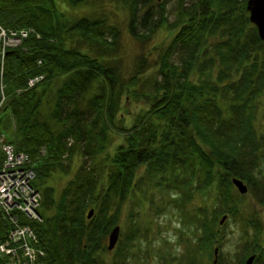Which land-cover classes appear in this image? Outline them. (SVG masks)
Wrapping results in <instances>:
<instances>
[{
	"label": "trees",
	"instance_id": "1",
	"mask_svg": "<svg viewBox=\"0 0 264 264\" xmlns=\"http://www.w3.org/2000/svg\"><path fill=\"white\" fill-rule=\"evenodd\" d=\"M185 1L158 75L147 85L140 80L142 61L126 76L119 65V30L101 11L102 0H0L3 27L33 29L4 58L0 52V101L4 90L1 113L5 127L13 129L6 135L30 154L33 184L42 193V220L25 222L36 228L47 264H106L100 253L107 251V237L142 166L151 177L164 175L161 187L168 181L167 189L174 190L170 185L180 183L177 205L197 189L206 193L216 185L223 207L215 198L192 216L201 234L197 255L223 246L226 224L221 226L220 218L237 213V202L230 201L232 177L245 180L264 200V132L256 125V100L264 93V41L246 0H192L189 6ZM166 2L133 0L131 32L140 36V23L149 33L169 25ZM61 3L98 5L101 12L74 18ZM178 52L181 63L171 60ZM40 74L44 80L27 88L28 79ZM127 94L148 104L128 126L120 116ZM111 129L123 133L126 144L105 155ZM75 156L81 163L73 177L61 187L52 185L55 175L71 173ZM257 160L262 166L254 170ZM252 226L237 264L251 254L254 264H264L262 227L256 221ZM6 235L1 223L0 240ZM196 253L193 264H199Z\"/></svg>",
	"mask_w": 264,
	"mask_h": 264
},
{
	"label": "rangeland",
	"instance_id": "2",
	"mask_svg": "<svg viewBox=\"0 0 264 264\" xmlns=\"http://www.w3.org/2000/svg\"><path fill=\"white\" fill-rule=\"evenodd\" d=\"M166 1L163 9L166 10V15L170 21L169 25L164 24L156 27L149 33L140 23L137 26L140 36L134 35L130 27L133 0H102L103 5L100 7L101 11H106L110 16V21L117 24L116 27L119 30L117 55H119V65L122 66L125 76L131 74L138 63L142 61L144 71L140 80L147 85L154 83L162 55L177 32L173 24L180 19L181 0ZM191 3L192 0H186L184 5L189 6ZM94 7L92 8L90 5L72 7L66 3H61V8L74 18L90 15L93 11L101 12L98 5ZM161 9L155 8L156 11H161ZM141 10L144 13L145 8H141ZM142 35L145 37H141ZM260 54L263 56L264 50ZM181 58V53L178 52L173 54L171 60L175 63H181ZM131 95L124 96V109L120 114L121 118H125L121 124L126 126L132 123L134 115L142 107H148V104L134 100ZM5 102L6 97L0 109V134L2 132V134H8L11 137L12 126L10 128L5 127L7 124L3 119V113H1ZM256 103V125L258 131L263 134L264 93L257 98ZM108 142L110 145L105 155L107 153L113 155L118 146L126 144V138L123 133L111 129ZM258 161L255 162L254 170H258L262 166V162ZM80 163V157L75 156L69 168L71 173L55 175L51 180L52 185L55 187L63 186L70 177H73L74 171ZM165 177L169 178L170 176L166 174ZM161 179H164V175L151 177L148 175L145 166L139 168L135 186L119 213L117 225L121 226V234L117 246L113 250H109L107 237V251L100 253L99 257L106 264H193L192 256L196 253L194 250L198 246L201 234L192 216L196 214L197 208L206 204L211 206L214 203L216 185L214 184L213 189H208L206 193L197 189L193 197L189 199L184 197L183 202H179L177 205L173 201L176 198L174 192H180L182 188L179 187L180 183L176 187L175 184L170 185L174 190L167 189L168 181L166 183L164 181L165 185L162 187L158 184ZM193 186L196 187V184ZM233 193L230 201L234 199V202H237L235 203L237 213L232 215V213L226 212L220 218V225L226 224L225 235L222 239L223 246L214 244L211 250H202L201 255H197V252L196 257L199 264H225L227 262L237 264L238 258L243 252V241H248L247 238L252 237L255 231L252 226L255 221L256 224H261L264 242V200L260 199L261 195L254 194L250 190L247 194H241L234 183ZM216 199L217 206L223 207L219 198ZM210 212H213L211 208ZM224 217L226 218L221 223ZM263 242L261 244H264ZM125 246L127 247L125 248ZM216 247H219V256L218 261L214 263ZM249 256L245 257L243 264ZM223 258L224 261L222 262Z\"/></svg>",
	"mask_w": 264,
	"mask_h": 264
},
{
	"label": "built area",
	"instance_id": "3",
	"mask_svg": "<svg viewBox=\"0 0 264 264\" xmlns=\"http://www.w3.org/2000/svg\"><path fill=\"white\" fill-rule=\"evenodd\" d=\"M33 32L31 28L7 29L0 24V52L4 58L10 48L20 46ZM45 76H31L27 88L35 87ZM3 88V86H2ZM5 95L2 91L0 109ZM0 224L7 235L0 240V260L4 264H47L46 249L36 228L25 221H40L42 193L34 186L36 173L28 152L18 150L6 134H0Z\"/></svg>",
	"mask_w": 264,
	"mask_h": 264
},
{
	"label": "water",
	"instance_id": "4",
	"mask_svg": "<svg viewBox=\"0 0 264 264\" xmlns=\"http://www.w3.org/2000/svg\"><path fill=\"white\" fill-rule=\"evenodd\" d=\"M159 2L163 0H157ZM247 10L249 12L250 21L257 27L258 34L260 38L264 41V0H247ZM233 183L236 185L241 194H247L249 191L248 185L241 178H233ZM94 215V209H91L88 214V218H91ZM224 217L221 221L225 220ZM121 234V226L116 225L108 236V249L113 250L119 241ZM215 259L214 263L218 261L219 256V247H216L214 250ZM256 254L250 255L244 264H254Z\"/></svg>",
	"mask_w": 264,
	"mask_h": 264
},
{
	"label": "bare ground",
	"instance_id": "5",
	"mask_svg": "<svg viewBox=\"0 0 264 264\" xmlns=\"http://www.w3.org/2000/svg\"><path fill=\"white\" fill-rule=\"evenodd\" d=\"M0 264H4L3 260H0Z\"/></svg>",
	"mask_w": 264,
	"mask_h": 264
}]
</instances>
